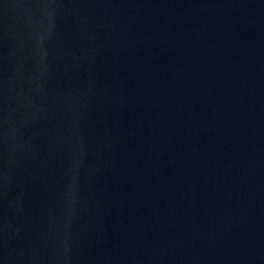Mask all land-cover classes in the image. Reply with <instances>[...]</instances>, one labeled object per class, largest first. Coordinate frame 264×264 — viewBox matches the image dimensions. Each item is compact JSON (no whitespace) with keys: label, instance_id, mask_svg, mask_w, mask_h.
<instances>
[{"label":"water","instance_id":"95a60500","mask_svg":"<svg viewBox=\"0 0 264 264\" xmlns=\"http://www.w3.org/2000/svg\"><path fill=\"white\" fill-rule=\"evenodd\" d=\"M0 264H264V0H0Z\"/></svg>","mask_w":264,"mask_h":264}]
</instances>
